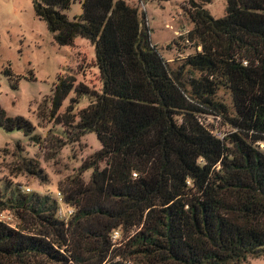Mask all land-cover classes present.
I'll return each mask as SVG.
<instances>
[{
    "label": "trees",
    "instance_id": "1",
    "mask_svg": "<svg viewBox=\"0 0 264 264\" xmlns=\"http://www.w3.org/2000/svg\"><path fill=\"white\" fill-rule=\"evenodd\" d=\"M212 2L187 1L194 28L186 40L197 51L171 72L145 15L125 1L34 0L58 46L74 47L81 37L95 48L102 92L76 84L72 75L59 77L51 113L80 137L96 134L101 149L59 184L58 194L74 210L70 220L59 217L52 195L18 191L8 203L0 200L20 222L0 220V264L264 258V0H227L220 19L206 8ZM75 3L82 12L73 21L64 12ZM220 89L231 93L235 113L217 100ZM83 97L91 105L75 117ZM202 116L231 129L218 139ZM0 127L30 138L35 131L1 107ZM26 167L45 178L36 160Z\"/></svg>",
    "mask_w": 264,
    "mask_h": 264
},
{
    "label": "rangeland",
    "instance_id": "2",
    "mask_svg": "<svg viewBox=\"0 0 264 264\" xmlns=\"http://www.w3.org/2000/svg\"><path fill=\"white\" fill-rule=\"evenodd\" d=\"M123 1L145 15L152 29L153 44L168 62L171 72L177 71L184 60L196 53L195 45L186 40L194 28L184 10L188 0ZM226 4L227 0H213L206 8L220 19L226 15ZM34 10V0H0V107L9 117H22L35 127L31 138L22 130L6 132L0 127V200L4 203L18 191L52 195L60 200V182L79 173L83 162L101 149L96 134L80 137L70 128L59 125L51 113L53 91L59 77L72 75L76 84L83 83L102 92L95 48L81 37L76 39L74 47L58 46L55 34ZM81 12V4L75 3L64 13L74 21ZM6 70L12 71V78L5 75ZM189 76L187 74L186 78ZM231 96L228 90L220 89L217 100L233 114ZM73 98V94L69 96L59 116L65 114ZM90 105L91 100L83 97L75 105V117ZM201 121L214 131L226 133L231 129L213 116H202ZM18 143L21 148H17ZM32 159L39 163L43 180L26 167ZM91 173L83 174L86 182ZM71 209L65 202L60 203L59 217L70 220ZM18 218L14 210L0 204V220L17 226ZM113 236L117 241L123 234L115 231ZM247 264H264V258L250 257Z\"/></svg>",
    "mask_w": 264,
    "mask_h": 264
},
{
    "label": "built area",
    "instance_id": "3",
    "mask_svg": "<svg viewBox=\"0 0 264 264\" xmlns=\"http://www.w3.org/2000/svg\"><path fill=\"white\" fill-rule=\"evenodd\" d=\"M214 132V134H215V136L218 138V139H223L224 137H225V133L224 132H220V131H213ZM58 197H59V202L62 204V203H64V201H63V197H62V195L61 194H58ZM72 211L70 212V214H71V216H72V214L74 213V210L73 209H71Z\"/></svg>",
    "mask_w": 264,
    "mask_h": 264
}]
</instances>
